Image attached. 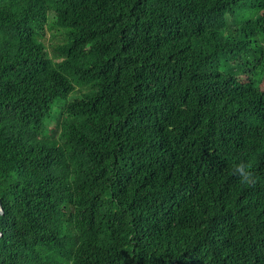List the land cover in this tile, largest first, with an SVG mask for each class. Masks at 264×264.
<instances>
[{"label": "trees", "instance_id": "1", "mask_svg": "<svg viewBox=\"0 0 264 264\" xmlns=\"http://www.w3.org/2000/svg\"><path fill=\"white\" fill-rule=\"evenodd\" d=\"M0 201V264H264V0H0Z\"/></svg>", "mask_w": 264, "mask_h": 264}, {"label": "clouds", "instance_id": "2", "mask_svg": "<svg viewBox=\"0 0 264 264\" xmlns=\"http://www.w3.org/2000/svg\"><path fill=\"white\" fill-rule=\"evenodd\" d=\"M237 168L239 169L241 179L244 183L254 184L256 182V175L253 171H251L244 165H239L237 166Z\"/></svg>", "mask_w": 264, "mask_h": 264}, {"label": "rangeland", "instance_id": "3", "mask_svg": "<svg viewBox=\"0 0 264 264\" xmlns=\"http://www.w3.org/2000/svg\"><path fill=\"white\" fill-rule=\"evenodd\" d=\"M50 40H51V31H48L46 42H50Z\"/></svg>", "mask_w": 264, "mask_h": 264}, {"label": "water", "instance_id": "4", "mask_svg": "<svg viewBox=\"0 0 264 264\" xmlns=\"http://www.w3.org/2000/svg\"><path fill=\"white\" fill-rule=\"evenodd\" d=\"M0 205H1V201H0ZM0 214H3V211L2 210L0 211ZM0 236H1V233H0Z\"/></svg>", "mask_w": 264, "mask_h": 264}]
</instances>
